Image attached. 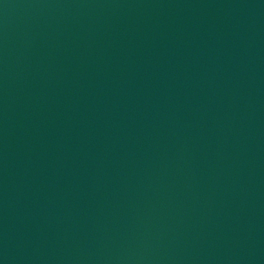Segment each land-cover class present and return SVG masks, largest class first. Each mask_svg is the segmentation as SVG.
I'll list each match as a JSON object with an SVG mask.
<instances>
[{
    "label": "water",
    "instance_id": "obj_1",
    "mask_svg": "<svg viewBox=\"0 0 264 264\" xmlns=\"http://www.w3.org/2000/svg\"><path fill=\"white\" fill-rule=\"evenodd\" d=\"M0 264H264V0H0Z\"/></svg>",
    "mask_w": 264,
    "mask_h": 264
}]
</instances>
